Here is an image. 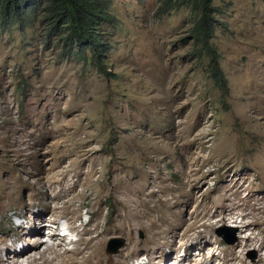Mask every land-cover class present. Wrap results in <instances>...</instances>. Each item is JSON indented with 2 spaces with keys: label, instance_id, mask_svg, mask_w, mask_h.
<instances>
[{
  "label": "rangeland",
  "instance_id": "obj_1",
  "mask_svg": "<svg viewBox=\"0 0 264 264\" xmlns=\"http://www.w3.org/2000/svg\"><path fill=\"white\" fill-rule=\"evenodd\" d=\"M215 5L221 14L214 42L228 79V96L209 78L207 62L192 57L191 12L159 18L157 0L115 1L119 25L112 50L103 53L108 71L116 75L112 78L102 76L89 57L78 62L63 55L61 45L47 46L38 24L24 33L16 27L0 29V239H7V246H21L20 237L38 215V208L30 210L26 203L31 196L37 201L42 192H50L51 185L58 191L76 184L74 194H83L91 210L102 209L104 222L124 212L119 202L123 188L110 192L112 177L118 174L128 176L137 193L155 191L142 209L152 215L145 220H159L163 229L161 214L167 217L180 207L168 210L163 203L173 195L159 189L185 186L190 173L186 163L194 162L193 169L202 167L206 176L196 185L198 198L211 189L205 199L211 204L217 197L212 190L229 185L230 194L238 193L232 196L234 209L209 221L215 225L205 239L200 237L204 215L193 219L192 201L181 206L179 216L168 218L183 220L181 231L192 220L200 222L188 237L175 239V247L184 243L187 252L161 250L173 241L172 232L156 236L163 241L158 247L148 242L146 229H139L133 264H179L189 256L196 264H241L231 249L247 264H264V2L215 0ZM81 202L77 198L66 207L79 228L91 219L89 207L77 219ZM233 216L259 224L243 233ZM66 222L62 218L59 225ZM58 234L66 238L60 252L72 249L79 237L76 231ZM247 234L255 241L241 245ZM43 239L46 244L60 242L57 236ZM115 239L123 245L117 252H110L108 245L111 254L127 244L125 238ZM0 247L1 257L13 256Z\"/></svg>",
  "mask_w": 264,
  "mask_h": 264
},
{
  "label": "bare ground",
  "instance_id": "obj_2",
  "mask_svg": "<svg viewBox=\"0 0 264 264\" xmlns=\"http://www.w3.org/2000/svg\"><path fill=\"white\" fill-rule=\"evenodd\" d=\"M186 165L188 168L187 170L190 171V173H187L186 175L187 178L185 186L182 185L172 187L161 185L160 189L158 188L163 192L165 191L168 192V194L173 195V199L168 198L164 200L163 205L166 206L168 210L173 208V206L175 209L178 206L180 207V209L175 212L168 211L169 213L167 214V217L163 215L165 212L161 214L163 221L165 220V227L163 229H160L159 227V220H145L152 215L150 214L151 212L148 213L142 209L143 207L148 205L146 197H152L155 194V191L151 188V190L148 192H135L131 188V181L126 175L121 177L118 174L117 176L112 177L110 192H116L117 189L123 188V196L122 198L120 197L119 202L124 212H118L113 219L107 220V222H104V220L102 219V209L91 210V205H87L84 203L83 194H74L76 184H72L71 186H68L63 190L61 189L58 191L57 188L54 187L55 185H51L49 188L50 192H42L36 197L37 201H35L36 195L31 196L29 198V201L26 203L30 210L37 207L38 215L37 218L33 220V224L31 225L29 232H26L25 236L20 237L19 240L23 241L21 246H19L17 243H13L11 246H7V239H0V246L4 245V250L6 251V253L13 254V256H0V264H20L21 260L23 259H26V264H133L134 258L139 254L135 251L138 244L136 233L139 229H146L148 231V233L150 234L148 242L153 244L154 246L159 245L160 240L157 239V235H162V238H164L167 237L170 232H172L173 241H167L164 244L162 243L163 247H161V250L169 247L170 249L172 248L171 250H173V252L175 253H179L181 249H186L184 250V252H187L189 248L184 243L177 248L175 247V239L177 237L182 239L188 237L189 230L193 227L197 228L198 224L200 223L199 220H192V223L188 225L185 230L181 231V228L183 227V224L185 222L180 219L168 220V218L174 215V213H177V216H179L182 213L181 206H185V204L192 201L194 204V209L191 213L193 219H197L200 215H204L203 217L205 220L200 219L202 222L200 227L204 229L203 232L200 233V237L205 238V235L209 234L215 225V223H211L209 221L216 216L224 217L227 212L233 210L236 203L232 200V196H237L238 193L236 192L234 195L233 193L230 194L229 191H227V189L230 188L229 185L225 188L223 187L224 189H218L219 191L215 189L216 191L212 190V192H216L215 194L217 197L212 199V201L210 202L211 204L207 203L205 199L211 193V189L203 190L202 192H200L201 196L199 198L197 196V193H195L197 189L200 190V188H196V185L198 183H201V181L206 177L205 174H201L202 167H200L198 170H194V162H188L186 163ZM116 172H118V169L116 170ZM94 173V170L90 172V174L93 175ZM59 182L62 183L64 182V180L58 181V183ZM134 197H136V200H134ZM77 198L82 199L81 205L76 211L77 219L81 218V209L87 207H89V209H87V214L91 217L90 221L82 224L80 228L76 226L77 220L72 219L73 216H69L70 213H68V210L66 209V207L71 205ZM60 203L64 204L63 208H61ZM213 208L215 209L214 212ZM200 210H203V212H200ZM48 214H53L54 216L56 214V217H52L48 220ZM62 218L67 219V226L59 225V221H61ZM235 218L236 217L234 216L232 217L233 221L238 224L243 233L246 231H250V228L252 226L259 224V220L247 221L244 219L236 220ZM57 223L59 227L56 229L53 226ZM62 227H67V230L69 232H78L79 237L76 239V241L72 240L74 242V247L72 249L60 252L59 247L66 245V238H60V234H58V231L60 232ZM47 230L49 231L48 234ZM44 235H47L48 237L57 236L60 242L55 243L54 241H50L46 244L44 243L43 239ZM64 236L66 235H63V237ZM119 237L125 238L127 240L126 246L117 254L109 253L107 250V246L109 245L110 241ZM253 241H255V239H253L252 235L247 234L243 237V242H241V245L247 246ZM257 241H259V239ZM160 242L163 241L161 240ZM208 242H213L212 237L208 240ZM263 248L264 242L260 244V249ZM231 252L235 260H240L241 264H247L246 260L242 259L240 255L235 252V249H231ZM160 256L162 257L163 254H161ZM185 260L186 262H190L191 264L195 263L193 258L189 256L186 259L183 258V260H181L179 264H184ZM159 263L160 260L158 264ZM200 264L210 263L207 262Z\"/></svg>",
  "mask_w": 264,
  "mask_h": 264
},
{
  "label": "trees",
  "instance_id": "obj_3",
  "mask_svg": "<svg viewBox=\"0 0 264 264\" xmlns=\"http://www.w3.org/2000/svg\"><path fill=\"white\" fill-rule=\"evenodd\" d=\"M117 0H0V29L19 28L26 32L34 24L44 30L47 46L61 45L63 55L78 62H89L104 77L108 71L103 53L112 50V37L119 25ZM159 18L181 10L190 11L193 19L188 44L192 57L207 62V73L218 90L230 93L228 79L221 66V55L214 39L220 27L221 10L215 0H157ZM264 2V0H261ZM111 32L114 34L111 35Z\"/></svg>",
  "mask_w": 264,
  "mask_h": 264
},
{
  "label": "water",
  "instance_id": "obj_4",
  "mask_svg": "<svg viewBox=\"0 0 264 264\" xmlns=\"http://www.w3.org/2000/svg\"><path fill=\"white\" fill-rule=\"evenodd\" d=\"M123 245L122 239H113L110 241L108 249L110 252H117L120 247Z\"/></svg>",
  "mask_w": 264,
  "mask_h": 264
},
{
  "label": "clouds",
  "instance_id": "obj_5",
  "mask_svg": "<svg viewBox=\"0 0 264 264\" xmlns=\"http://www.w3.org/2000/svg\"><path fill=\"white\" fill-rule=\"evenodd\" d=\"M61 233L64 234V235H66V236H71V232H69L67 230V227H62L61 228Z\"/></svg>",
  "mask_w": 264,
  "mask_h": 264
}]
</instances>
